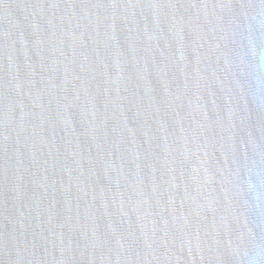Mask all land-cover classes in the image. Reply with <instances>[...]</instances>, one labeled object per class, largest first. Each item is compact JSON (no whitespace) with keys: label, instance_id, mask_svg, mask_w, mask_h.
<instances>
[{"label":"water","instance_id":"water-1","mask_svg":"<svg viewBox=\"0 0 264 264\" xmlns=\"http://www.w3.org/2000/svg\"><path fill=\"white\" fill-rule=\"evenodd\" d=\"M0 264H264V0H0Z\"/></svg>","mask_w":264,"mask_h":264}]
</instances>
